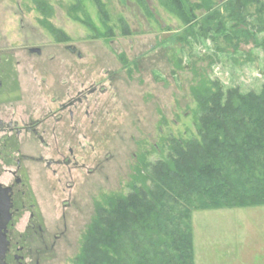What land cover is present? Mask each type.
Returning a JSON list of instances; mask_svg holds the SVG:
<instances>
[{
  "label": "rangeland",
  "instance_id": "1",
  "mask_svg": "<svg viewBox=\"0 0 264 264\" xmlns=\"http://www.w3.org/2000/svg\"><path fill=\"white\" fill-rule=\"evenodd\" d=\"M78 1L0 0V45H44L46 54L62 60L64 50L50 29L62 30L82 55L76 58L80 67L110 69L115 75L116 90H111L106 109L110 112L105 110L102 122L109 140L99 150L111 160L104 173L83 188L48 264H74L96 201L106 193H129L141 156L154 162L168 153L169 137L196 135L197 103L191 86L206 78L218 79L227 88L239 85L242 91L264 88V32L257 41L241 36L229 43L217 35L186 42L179 37L184 21L168 8V0H101L107 22L94 0H81L77 7ZM41 3L47 4L48 14ZM259 8L256 3L249 6L254 30L261 24ZM203 12L196 10L198 15ZM261 15L264 22V12ZM124 24L129 33H124ZM193 227L196 264H264V206L197 209Z\"/></svg>",
  "mask_w": 264,
  "mask_h": 264
},
{
  "label": "trees",
  "instance_id": "2",
  "mask_svg": "<svg viewBox=\"0 0 264 264\" xmlns=\"http://www.w3.org/2000/svg\"><path fill=\"white\" fill-rule=\"evenodd\" d=\"M94 1L109 21L102 1ZM254 3L261 23L255 30L249 19ZM167 4L184 21L179 37L186 42L217 35L229 43L241 36L257 41L264 32L262 0ZM40 7L48 14L46 3ZM197 9L204 12L198 15ZM50 31L69 40L62 30ZM123 31L129 33L125 24ZM191 93L196 135L169 137L165 156L154 162L141 156L129 193H106L96 201L74 264H196L194 210L264 206V88L242 91L201 78Z\"/></svg>",
  "mask_w": 264,
  "mask_h": 264
},
{
  "label": "flooded vegetation",
  "instance_id": "3",
  "mask_svg": "<svg viewBox=\"0 0 264 264\" xmlns=\"http://www.w3.org/2000/svg\"><path fill=\"white\" fill-rule=\"evenodd\" d=\"M57 36L62 60L44 45H0V264L52 261L83 188L111 160L99 150L115 75L80 67Z\"/></svg>",
  "mask_w": 264,
  "mask_h": 264
},
{
  "label": "crops",
  "instance_id": "4",
  "mask_svg": "<svg viewBox=\"0 0 264 264\" xmlns=\"http://www.w3.org/2000/svg\"><path fill=\"white\" fill-rule=\"evenodd\" d=\"M253 207H256V206H253ZM194 241H195V237H194ZM263 256H264V249H263Z\"/></svg>",
  "mask_w": 264,
  "mask_h": 264
}]
</instances>
